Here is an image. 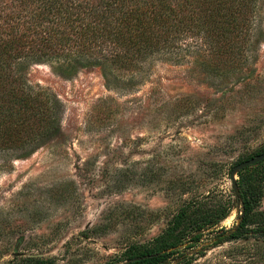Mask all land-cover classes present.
Instances as JSON below:
<instances>
[{"label":"rangeland","instance_id":"rangeland-1","mask_svg":"<svg viewBox=\"0 0 264 264\" xmlns=\"http://www.w3.org/2000/svg\"><path fill=\"white\" fill-rule=\"evenodd\" d=\"M237 56L220 76L196 54L182 64L156 56L144 76L111 88L100 68L66 80L34 66L30 82L63 104L61 127L28 157L0 154V264H125L178 241L165 264H264V232L215 234L239 224L248 182L264 220V162L235 175L236 191L231 181L237 165L264 153V0ZM183 211L216 223L185 236Z\"/></svg>","mask_w":264,"mask_h":264},{"label":"trees","instance_id":"trees-1","mask_svg":"<svg viewBox=\"0 0 264 264\" xmlns=\"http://www.w3.org/2000/svg\"><path fill=\"white\" fill-rule=\"evenodd\" d=\"M257 2L0 0V154L28 157L59 134L63 104L47 88L30 82L34 66L48 65L66 80L82 69L100 68L111 88L144 76L145 65L156 56L182 64L192 53L203 59L207 72L227 74L253 39ZM248 184L249 195H240L239 224L216 232L218 240L264 232V220L258 222L261 214L254 209L259 187ZM176 223L189 230L186 236L216 221L192 220L183 211ZM201 240L196 235L184 248H196ZM180 244L147 247L125 264H165L181 252L174 250Z\"/></svg>","mask_w":264,"mask_h":264},{"label":"water","instance_id":"water-1","mask_svg":"<svg viewBox=\"0 0 264 264\" xmlns=\"http://www.w3.org/2000/svg\"><path fill=\"white\" fill-rule=\"evenodd\" d=\"M264 161V153L248 160V161H245L239 165H237L231 172V181H232V185H233V188L234 190L236 191L237 190V182H236V179H235V175L240 172V171H243L249 167H252V166H255L261 162Z\"/></svg>","mask_w":264,"mask_h":264}]
</instances>
